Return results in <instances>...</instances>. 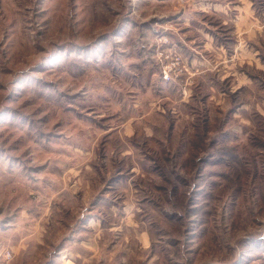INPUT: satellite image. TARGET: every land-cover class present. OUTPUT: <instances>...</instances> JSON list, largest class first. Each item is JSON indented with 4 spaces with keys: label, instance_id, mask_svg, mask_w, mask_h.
Here are the masks:
<instances>
[{
    "label": "rangeland",
    "instance_id": "rangeland-1",
    "mask_svg": "<svg viewBox=\"0 0 264 264\" xmlns=\"http://www.w3.org/2000/svg\"><path fill=\"white\" fill-rule=\"evenodd\" d=\"M0 264H264V0H0Z\"/></svg>",
    "mask_w": 264,
    "mask_h": 264
},
{
    "label": "built area",
    "instance_id": "built-area-1",
    "mask_svg": "<svg viewBox=\"0 0 264 264\" xmlns=\"http://www.w3.org/2000/svg\"><path fill=\"white\" fill-rule=\"evenodd\" d=\"M185 71V67L183 66V61L180 55H172L170 57V62L165 64L162 68V77L165 80H171L174 76H178ZM4 258L6 259L7 263H10L12 259V253L8 251Z\"/></svg>",
    "mask_w": 264,
    "mask_h": 264
},
{
    "label": "crops",
    "instance_id": "crops-1",
    "mask_svg": "<svg viewBox=\"0 0 264 264\" xmlns=\"http://www.w3.org/2000/svg\"><path fill=\"white\" fill-rule=\"evenodd\" d=\"M186 37H188V36H186ZM187 42L191 43L193 41L190 40ZM188 48H190V46ZM199 55H201V54H198L195 58H192L190 63L188 61V72L191 73V77H195L198 80L205 78L204 73L211 72L214 69L213 66H211V65H209V63H207L208 61L205 60L206 59L205 57H201Z\"/></svg>",
    "mask_w": 264,
    "mask_h": 264
}]
</instances>
